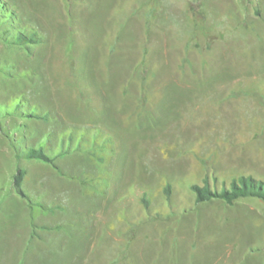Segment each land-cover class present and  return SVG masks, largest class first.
I'll list each match as a JSON object with an SVG mask.
<instances>
[{"label": "rangeland", "instance_id": "rangeland-1", "mask_svg": "<svg viewBox=\"0 0 264 264\" xmlns=\"http://www.w3.org/2000/svg\"><path fill=\"white\" fill-rule=\"evenodd\" d=\"M3 1L0 264H264V0Z\"/></svg>", "mask_w": 264, "mask_h": 264}, {"label": "trees", "instance_id": "trees-1", "mask_svg": "<svg viewBox=\"0 0 264 264\" xmlns=\"http://www.w3.org/2000/svg\"><path fill=\"white\" fill-rule=\"evenodd\" d=\"M5 1L0 0V8L4 7ZM5 9V8H4ZM31 36L27 33H22L15 41L11 43H17L19 45H25L29 43H35L36 41H27ZM25 157L39 158L49 160L48 156L42 149L30 147L26 150ZM24 176V170L19 169L15 175V184L20 185ZM193 189L197 193L196 202H204L213 198H220L229 203H233L235 200L242 197L255 196L264 200V180L257 179L251 175H242L238 179L232 180L231 184L223 186L222 188L212 189L209 184L200 186L198 184L193 185Z\"/></svg>", "mask_w": 264, "mask_h": 264}]
</instances>
